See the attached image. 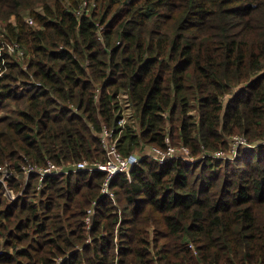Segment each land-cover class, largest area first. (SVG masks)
Listing matches in <instances>:
<instances>
[{"label": "trees", "instance_id": "obj_1", "mask_svg": "<svg viewBox=\"0 0 264 264\" xmlns=\"http://www.w3.org/2000/svg\"><path fill=\"white\" fill-rule=\"evenodd\" d=\"M0 22L27 56L0 57V264H264V0H0ZM103 128L194 161L142 157L112 198L101 171L25 175L105 162ZM232 135L256 145L213 156Z\"/></svg>", "mask_w": 264, "mask_h": 264}, {"label": "built area", "instance_id": "obj_2", "mask_svg": "<svg viewBox=\"0 0 264 264\" xmlns=\"http://www.w3.org/2000/svg\"><path fill=\"white\" fill-rule=\"evenodd\" d=\"M29 21L31 22V20ZM2 51H6L8 54L13 53L18 58L24 57L23 50L21 49L19 44L14 41L9 42L5 39L4 40L2 39L1 48H0L1 58H2L1 56ZM0 65L3 66V59H1ZM124 122L125 119L124 116H122L118 120V125H123ZM98 136L105 153V157H106L105 162L89 164L87 161L82 160L65 166V165H55L52 162L47 161L46 166L42 168L27 167L24 171L25 175L29 174L30 172H37L40 175L39 180L41 181L43 177L47 175L68 174L79 171H87V172L101 171L106 174V178L101 186L100 192L112 198L113 197L112 193L109 190L110 181L117 174H125L128 176L133 166L136 165L142 157L138 153L134 154L130 158L123 157L117 151L116 138L112 137V130H107L103 128ZM227 140L229 144L228 151L231 152L232 155H227L222 152H216L213 154V156L232 159L233 155H235L238 148L240 147L245 148V147H249L250 145L248 144L245 137H243L242 135H232ZM148 151L150 155L147 154L146 156H150V158L158 161L159 163H164L167 160L173 158L184 159V157L188 156V150L183 146H179V147L168 146L166 150H160L156 147L151 146L149 147ZM0 174H1L0 181L2 180V182L10 174V172L8 171L5 165L3 166L0 165ZM94 207H95V202H92L91 206L88 209H86L85 223L87 228L91 227L93 215H94ZM190 247H192V245H190Z\"/></svg>", "mask_w": 264, "mask_h": 264}, {"label": "rangeland", "instance_id": "obj_3", "mask_svg": "<svg viewBox=\"0 0 264 264\" xmlns=\"http://www.w3.org/2000/svg\"><path fill=\"white\" fill-rule=\"evenodd\" d=\"M24 20H25V22L28 23L29 25H34L33 19H32L31 17H29L27 14H24ZM29 20H31V22H30ZM9 21L13 22L14 19L11 17V18L9 19ZM2 27H3V26L1 25V22H0V39H3V40H4V39H5V37H4L5 32L3 31L4 29H3ZM2 29H3V30H2ZM5 40H6V39H5ZM12 55H14V54L12 53ZM26 57H27V56H26ZM26 57H25V55H24L23 58H19L18 60L21 62V61H23V59L26 60ZM25 60H24V61H25ZM24 66H25V63L23 62V63H22V67H24ZM227 98H228V97H226V99H227ZM255 145H256V144L249 145V147H255ZM245 148H247V147H245ZM245 148H244V149L241 148V149L245 150ZM148 150H149V146L145 147V151L139 153V155H140L141 157H150V156H146L147 154L150 155ZM226 152H227V153H226L227 155H232L231 152H229V151H226ZM228 159H229V158H228ZM182 160H184V161H186V162H189V163H191V161H194L193 158H191L190 156L184 157V159H182ZM1 181H2V180H1ZM8 195L10 196L11 194L8 193ZM10 198H13V196L11 195Z\"/></svg>", "mask_w": 264, "mask_h": 264}]
</instances>
